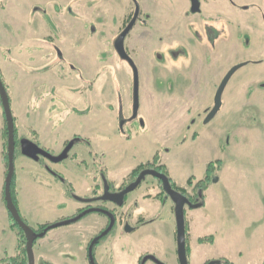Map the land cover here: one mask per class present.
<instances>
[{
    "label": "rangeland",
    "instance_id": "rangeland-1",
    "mask_svg": "<svg viewBox=\"0 0 264 264\" xmlns=\"http://www.w3.org/2000/svg\"><path fill=\"white\" fill-rule=\"evenodd\" d=\"M135 1L140 15L124 47L138 69L140 108L132 129L125 128L132 139L128 142L115 131V114L122 106L129 115L134 75L129 64L119 58L114 41L134 10L132 0H0V40L13 44L15 23L21 27V39H28L26 21L33 11L54 16L62 13L63 29L68 32L62 48L69 77L79 78L78 84L70 82V94L71 88L78 87L77 108L85 110L83 120L70 125V139L74 133L88 140L92 150L104 156L102 172L116 185L129 170L152 162L155 156L177 186H184L190 176L193 184L202 182L212 164V179L202 184L206 186L205 207L193 210L190 220L192 236H214V242L202 246L194 242L196 259L191 264H203L207 259L219 264L224 259L232 264H264V217L258 220L264 215L263 0H234L237 6L255 5L247 12L232 8L225 0L207 1L208 17L226 36L221 49L212 52L187 45L188 30H182L180 35L181 27L187 23L184 19L188 0ZM222 11L228 18L227 30H222L215 15ZM57 17H48V23H58ZM6 19L13 25L6 24ZM179 44L187 49L182 56H178ZM249 62L258 64L245 65L233 75L223 93L220 111L209 124H202L204 110L214 96L206 82L214 89L227 70ZM72 108L70 104V111ZM15 140L14 176L16 168L19 170L16 158L21 154V139L16 135ZM77 149L87 152L83 145ZM60 166L56 169L68 166L67 161ZM97 167L100 169L99 164ZM89 187L90 183L82 178L76 194L82 196ZM56 217L61 216L55 211L31 212L27 222L36 228L35 223L54 221ZM73 228L62 227L54 233L65 234ZM76 239L67 237L72 245L80 242L85 246ZM35 249L34 246V253ZM81 251L82 264H86L83 248ZM135 256L122 258L121 264H134ZM1 263L9 264L5 260Z\"/></svg>",
    "mask_w": 264,
    "mask_h": 264
},
{
    "label": "flooded vegetation",
    "instance_id": "flooded-vegetation-1",
    "mask_svg": "<svg viewBox=\"0 0 264 264\" xmlns=\"http://www.w3.org/2000/svg\"><path fill=\"white\" fill-rule=\"evenodd\" d=\"M207 1L208 0H198V11L196 13H192V3L190 0H188L189 9L185 13L184 19L185 21H187V23L181 27L180 35L182 30H188L190 42H188L187 45H192V49H194V46H196L200 50H208L209 52H212L214 50H217L218 48L221 49V44L225 42L226 38L224 37L226 36L224 35V33L218 30L213 19L211 17H208V13L206 12V7L208 5ZM225 1L229 6L239 10L240 12H247L255 6L254 4H249L247 6H237L234 0ZM134 6V10L130 14V17H128L129 19L127 23H123V26L125 25V28L134 18L136 5L134 4ZM139 15L140 9L138 6V15L131 31L138 22ZM215 15L216 18L220 20L222 30H227V16L224 15L223 11L215 12ZM144 16L147 18L149 17L146 14H144ZM219 45L220 47H218ZM177 47L178 50L181 51L178 56H182V54H185V51L187 49L183 44H179L177 45ZM181 48L183 50H181ZM124 50L129 56L125 47ZM130 59L132 60L131 57ZM242 64L257 65L258 63L249 62ZM229 70L226 71L225 75ZM225 75H223L214 89L212 88L211 84L206 82V88L209 89V92L210 90H213L214 96L213 100L210 103V107L204 110V118L202 124H204V120L214 107V98L216 92ZM130 100L131 108L129 109L128 116H126L125 112L123 111L124 107L122 106L115 114V131L126 142L131 141L132 139L130 134H126L125 128L129 127L132 129V124L134 123V121L139 119V96L138 109L136 111V114L134 115V90L132 98H130ZM221 106L218 112L220 111ZM84 111L85 110L80 111L81 116H84ZM218 112L216 113V115L218 114ZM215 116L207 124H209L215 118ZM139 123L142 125L141 130H143V122L140 121ZM194 123L195 121L194 119H192L190 121V125L193 126ZM190 128L191 127H188V129ZM195 139L196 136L194 135L192 137V140L195 141ZM22 140L25 139H21L20 141ZM29 142L37 146V148L42 151V154L37 156L38 159L31 161L51 178L54 189L59 191L61 196L68 201V203L57 205L47 211H43L39 208L35 209L34 212H37L39 214H41L42 212L46 214L55 211V213H59L61 216L56 217L54 221L45 220L43 221V223H35V220V222L32 223H35V225L37 226L36 228H33L29 225L27 220L21 215L19 208H17L20 218L33 231L35 235V239L33 242V247L35 246L36 248L35 253L33 252L34 264H82L83 256L79 254L82 252V248L85 259V261H83L86 262V264H121L120 260L122 258H129L128 256L132 257L134 254L136 255L134 264H182L178 252L179 248L177 222L175 215L176 204L166 193L163 188L162 182L159 179L153 176H146L133 191L125 194L123 196L122 203L120 205L118 204V202L120 201L119 195L123 191H125L131 184H133L137 180L140 173L145 170H154L160 174L165 175L169 180L171 189L187 201L183 205L185 257V262L183 264L194 263L196 259V248L194 242L199 246L213 244L214 236H201L196 239V237L192 236L191 234V213L193 212V210H197L199 208L202 209L205 207L203 192L206 190V186L205 188H201L196 184H193L191 176L186 180L184 186H177L176 184H173L169 179L168 173L163 172V170H166V168L159 162L160 159L158 156H155L152 162L140 164L136 168L129 170L116 185L113 179L109 180L107 178L106 172H102L101 162L104 156L100 153H95L91 148V143L86 139H82L76 134H73L72 138H69L67 141H65L58 149L43 148L36 139ZM79 145L86 146L87 152H79L77 149V146ZM46 154L49 156V158L46 157ZM61 157L64 158L59 162L51 160L53 158L58 159ZM155 158L156 162H154ZM66 161L68 166H65L61 169H56L57 167H61L60 165H62ZM97 164L100 165V169L97 167ZM37 175L38 174L35 173L33 176L35 180L38 179ZM206 176L207 169L204 178ZM212 176L213 175L211 173V179ZM80 177L81 179L83 178L85 182L88 181L90 183L89 189L87 188L82 196L76 194L78 181H81ZM149 178L151 180L148 181ZM104 181H106L108 186V196H113V200L101 199L104 196ZM194 206L195 208H193ZM196 206L199 207L196 208ZM90 217L93 218L86 220ZM74 219H77V221L72 222L68 225H62L47 230L51 226ZM68 226H74V228L70 230V232L67 231L65 233L67 235L62 233H54L60 228ZM21 233L23 234L22 231ZM68 235L77 238L78 241H82L83 243H85V246L82 247L80 242H73L74 244L72 245V243L67 241ZM77 239L75 241H77ZM43 242H45V244ZM90 247L91 259L89 257ZM60 251L61 253H59ZM54 254L56 256L53 258L52 255ZM14 258H16V256ZM14 258H8L5 261H8L9 264H14V261H10ZM2 261H4V259L1 258L0 264H2ZM21 263L28 264L27 255L19 259V264ZM203 264L219 263L209 261L207 259L203 262ZM220 264L232 263L224 259Z\"/></svg>",
    "mask_w": 264,
    "mask_h": 264
},
{
    "label": "crops",
    "instance_id": "crops-1",
    "mask_svg": "<svg viewBox=\"0 0 264 264\" xmlns=\"http://www.w3.org/2000/svg\"><path fill=\"white\" fill-rule=\"evenodd\" d=\"M57 16L60 19L58 23H48V17L52 19ZM65 18L67 24V16ZM27 19L28 39H21L18 23L15 26L5 20L6 24L14 26V41L13 44H5L0 40V76L15 119L16 135L28 141L36 139L43 148L58 149L70 138V125H77L83 120L77 108L78 87L71 88L70 94V82L78 84L79 78L76 75L69 77V64L62 48L64 36L68 34L63 29V14L54 16L53 13L37 10ZM4 34L7 35V32ZM39 34L43 35L39 37ZM70 104L73 106L71 111ZM5 126L0 107V253L4 260L18 255V238L10 228V216L4 201L7 171L4 161ZM16 160L19 167V170L16 168L17 201L23 218L28 220L31 212L37 208L47 211L68 203L54 189L51 178L31 160L22 154ZM35 173L38 174L37 180L33 178ZM263 217L259 216L258 220L261 221Z\"/></svg>",
    "mask_w": 264,
    "mask_h": 264
},
{
    "label": "water",
    "instance_id": "water-1",
    "mask_svg": "<svg viewBox=\"0 0 264 264\" xmlns=\"http://www.w3.org/2000/svg\"><path fill=\"white\" fill-rule=\"evenodd\" d=\"M192 3L191 12L196 13L198 11V0H190ZM138 15V6L136 5L134 18L130 22V24L125 28V30L119 35V37L116 39L114 43L115 50L121 60L126 61L130 67L132 68L133 74H134V115L136 114V111L138 109V71L133 63V61L130 59V57L126 54L124 50V40L126 36L131 31L135 21L136 17ZM245 64H239L234 67H232L228 73L225 75L223 81L221 82L215 98H214V107L211 110V112L207 115L206 119L204 120V124H207L218 112L220 106H221V97L223 94V91L229 82L230 78L242 67H244ZM0 103L2 112L4 115V121L6 125V132H7V145H6V157H7V171H6V177H5V185H4V201L6 205V210L8 211L11 219L14 221V223L17 225V227L23 232L25 236V250L27 255V261L28 264H34V256H33V242L35 239V235L33 231L22 221L20 218V215L18 213L17 208L15 207L12 197H11V183L14 177V158H15V150H16V140H15V131H14V121L13 116L10 108V102L9 97L7 94V91L5 89V86L3 82L0 79ZM20 150L21 154L30 159V160H36L38 159L37 156L42 154V151H40L37 146L32 144L31 142L27 140L20 141ZM46 157L49 158V156L46 154ZM64 157L58 158V159H51L55 162H59ZM146 176H153L157 179H159L162 182L163 188L166 191V193L172 198L174 203L176 204L175 208V215H176V222H177V236H178V252L180 256L181 263L183 264L185 262L184 257V223H183V205L186 200L183 199L182 196H180L178 193L174 192L171 189L170 183L168 178L160 174L154 170H145L140 173L137 180L131 184L125 191H123L120 195V201L118 204L120 205L122 203L123 196L131 191H133ZM213 182H217V179H214ZM104 196L101 198L102 200L111 199L113 200V196H108V186L106 181H104ZM199 206H196L198 208ZM195 208V206L193 207ZM77 221V219L66 221L61 224H57L54 226H51L49 229H53L62 225H68L72 222ZM93 245V244H92ZM89 257L91 259V247L89 249Z\"/></svg>",
    "mask_w": 264,
    "mask_h": 264
},
{
    "label": "trees",
    "instance_id": "trees-1",
    "mask_svg": "<svg viewBox=\"0 0 264 264\" xmlns=\"http://www.w3.org/2000/svg\"><path fill=\"white\" fill-rule=\"evenodd\" d=\"M132 1L134 2L135 5H137V3H136L135 0H132ZM128 17H130V15ZM128 17L125 19V22H126V20L128 21ZM0 79H1V76H0ZM1 81H2V79H1ZM5 89H6V87H5ZM0 107H1V103H0ZM13 121H14V131L16 132L15 119L14 118H13ZM15 136H16V133H15ZM4 140H5V144H4V150H5V153H4V161H5V164L7 165V157H6L7 132H6V126H5V131H4ZM154 162H156V158H155V161ZM163 172L164 173H167L165 169L163 170ZM211 173H213V166H212V164H209L208 167H207V176L204 178V180H202V182L200 181L197 184L198 187L205 188V186H203L202 184L204 183V185H206V183H208V182L211 181V177H210V174ZM10 189H11L12 201H13L15 207L18 208L15 176L13 177V180H12ZM10 224H11L10 225V228L18 236V244H17L18 255L16 256V258H14V259H12L10 261H12V262L14 261L13 262L14 264H19V259L20 258H23V256L26 255V250H25L26 243H25V239H24L23 234L21 233V231L19 230V228L17 227V225L14 223V221L11 218H10ZM21 264H23V263H21Z\"/></svg>",
    "mask_w": 264,
    "mask_h": 264
}]
</instances>
